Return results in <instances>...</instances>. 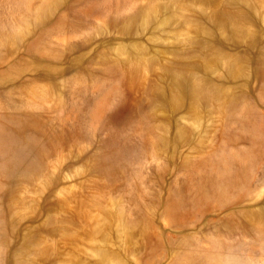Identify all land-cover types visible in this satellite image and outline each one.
<instances>
[{
	"label": "rangeland",
	"instance_id": "obj_1",
	"mask_svg": "<svg viewBox=\"0 0 264 264\" xmlns=\"http://www.w3.org/2000/svg\"><path fill=\"white\" fill-rule=\"evenodd\" d=\"M100 250L264 264V0H0V264Z\"/></svg>",
	"mask_w": 264,
	"mask_h": 264
},
{
	"label": "bare ground",
	"instance_id": "obj_2",
	"mask_svg": "<svg viewBox=\"0 0 264 264\" xmlns=\"http://www.w3.org/2000/svg\"><path fill=\"white\" fill-rule=\"evenodd\" d=\"M8 143V142H7ZM122 143V142H121ZM17 144V143H16ZM141 147V146H140ZM14 148V147H13ZM112 150V149H111ZM115 150V149H114ZM110 151V150H109ZM158 203V202H157ZM137 204V203H136ZM145 204V203H144ZM95 205L96 206H98L97 208H100L101 207V204H99L98 202H96L95 203ZM152 208V207H151ZM160 208V207H159ZM162 208V207H161ZM153 209H155V208H153ZM260 210V209H259ZM164 211V210H163ZM150 216H152V215H150ZM89 221H91V220H89ZM85 222H87V221H85ZM101 224V223H100ZM100 224H98V226H97V224H95L96 226L94 227V228H96V227H99V225ZM100 227H102V225L100 226ZM92 229V228H91ZM94 231H96V230H91L90 232H94ZM100 252H101V254H100V259L98 260V261H95L93 264H104L105 263V261H106V257H105V255H104V252H103V250H100Z\"/></svg>",
	"mask_w": 264,
	"mask_h": 264
}]
</instances>
